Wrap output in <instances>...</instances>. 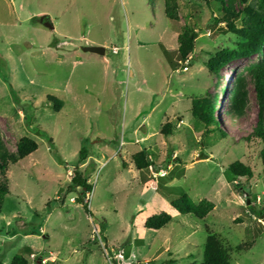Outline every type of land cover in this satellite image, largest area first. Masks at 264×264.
I'll return each instance as SVG.
<instances>
[{
    "label": "rangeland",
    "instance_id": "374dc122",
    "mask_svg": "<svg viewBox=\"0 0 264 264\" xmlns=\"http://www.w3.org/2000/svg\"><path fill=\"white\" fill-rule=\"evenodd\" d=\"M177 4L178 20L170 21L161 0H0V137L10 153L23 137L37 144L5 175L4 264L16 254L28 264H201L210 235L230 249L231 264H264V214L248 209L264 208L261 144L246 139L258 111L251 83L244 116L225 114L235 77L264 51L209 74L207 60L242 40L213 25L215 4ZM44 16L53 30L41 24ZM185 25L198 32L194 50L172 69L163 49L178 61ZM205 95L216 101L224 139L192 119L191 100ZM142 149L152 166L137 170L132 157ZM236 161L250 168V179L229 181ZM76 175L90 191L69 190ZM182 191L213 209L202 220L178 214L170 203ZM161 212L172 216L165 228H144ZM249 240L250 249L236 251Z\"/></svg>",
    "mask_w": 264,
    "mask_h": 264
},
{
    "label": "trees",
    "instance_id": "16d2710c",
    "mask_svg": "<svg viewBox=\"0 0 264 264\" xmlns=\"http://www.w3.org/2000/svg\"><path fill=\"white\" fill-rule=\"evenodd\" d=\"M163 3L164 14L170 21L178 20V4L177 0H161ZM247 0H206V4H215L217 17L212 18L213 25L220 26L223 34L230 33L242 40L235 49L218 50L210 57L205 66L209 74L218 76L221 68L225 67L232 61L248 58L263 53L264 51V0H257L256 7L251 8L246 5ZM240 7L236 8L235 5ZM240 23V27L237 23ZM210 26V25H209ZM212 26H210L211 28ZM198 32L194 26H184L181 33L177 36V55L178 61H174L167 50L163 49V54L169 66L177 69L179 61H186L193 53L195 39ZM188 65V64H187ZM248 82L251 83L254 92V98L258 108L257 122L251 134L246 138L257 140L261 144L259 158L261 161L262 171L264 172V58L262 61L247 66L244 71L238 74L232 84L229 99L227 101V109L225 114L231 119H241L245 114V108L248 102ZM53 107H59L60 102L52 100ZM216 101L208 96H198L191 100V116L194 123L202 126L204 134L210 131L219 132L222 139L226 138L224 133L217 129L213 112L216 109ZM57 111V110H55ZM209 128V129H207ZM173 125L166 123L163 127V135H170ZM37 144L29 138L23 137L19 139L15 145V152H8L2 143L0 137V209L5 196L8 194V182L5 175L8 165H14L18 161L35 152ZM86 149L81 147L78 152V159H85ZM133 163L137 170L148 169L152 166L150 156L145 149L137 152L133 157ZM252 177L251 170L243 163L236 161L227 168V178L231 183L237 179ZM72 185L69 190L74 188L86 189L90 191V186L86 181L77 175L72 179ZM238 186V185H236ZM235 186V187H236ZM250 203L252 201L250 199ZM77 203L82 204L80 198L76 199ZM171 206L180 215H192L198 220L204 219L213 209V205L207 200H201L194 204L188 196L182 191L176 195V199L171 201ZM83 205V204H82ZM85 213H88L86 205H83ZM249 211L260 217L264 214V208L255 210L253 206H248ZM172 221V216L161 212L147 218L144 222V228L151 231H159L165 228ZM249 243V244H248ZM252 241L246 242L236 247V251H246ZM229 248H225L222 242L215 236H208L204 245L201 264H231L229 257ZM170 263V262H169ZM0 264H4L0 261ZM9 264H28V260L21 254H16Z\"/></svg>",
    "mask_w": 264,
    "mask_h": 264
},
{
    "label": "water",
    "instance_id": "95a60500",
    "mask_svg": "<svg viewBox=\"0 0 264 264\" xmlns=\"http://www.w3.org/2000/svg\"><path fill=\"white\" fill-rule=\"evenodd\" d=\"M41 24L48 28L49 30H53V26L50 24V22L47 20V17L44 16L41 20ZM83 52H89L94 54H102V50L98 47H92V46H85L82 48Z\"/></svg>",
    "mask_w": 264,
    "mask_h": 264
},
{
    "label": "built area",
    "instance_id": "2783aa9c",
    "mask_svg": "<svg viewBox=\"0 0 264 264\" xmlns=\"http://www.w3.org/2000/svg\"><path fill=\"white\" fill-rule=\"evenodd\" d=\"M186 67H187V63L184 65L183 69L185 70V69H186Z\"/></svg>",
    "mask_w": 264,
    "mask_h": 264
}]
</instances>
